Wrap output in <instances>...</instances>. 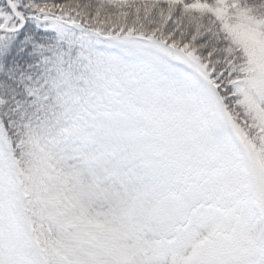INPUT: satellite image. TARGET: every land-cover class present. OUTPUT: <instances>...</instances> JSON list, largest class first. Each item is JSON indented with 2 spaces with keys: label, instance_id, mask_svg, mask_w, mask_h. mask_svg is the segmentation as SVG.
I'll return each mask as SVG.
<instances>
[{
  "label": "snow or ice",
  "instance_id": "1",
  "mask_svg": "<svg viewBox=\"0 0 264 264\" xmlns=\"http://www.w3.org/2000/svg\"><path fill=\"white\" fill-rule=\"evenodd\" d=\"M0 264H264V0H0Z\"/></svg>",
  "mask_w": 264,
  "mask_h": 264
}]
</instances>
